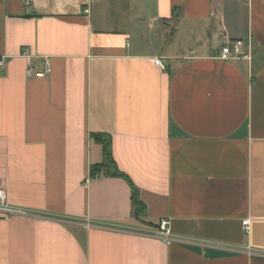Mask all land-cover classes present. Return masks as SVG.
Returning a JSON list of instances; mask_svg holds the SVG:
<instances>
[{"label":"crops","instance_id":"1","mask_svg":"<svg viewBox=\"0 0 264 264\" xmlns=\"http://www.w3.org/2000/svg\"><path fill=\"white\" fill-rule=\"evenodd\" d=\"M0 58V264H264V0H0Z\"/></svg>","mask_w":264,"mask_h":264},{"label":"built area","instance_id":"2","mask_svg":"<svg viewBox=\"0 0 264 264\" xmlns=\"http://www.w3.org/2000/svg\"><path fill=\"white\" fill-rule=\"evenodd\" d=\"M30 1V0H29ZM219 59L221 60H239L246 59L251 60L252 51L251 47L245 42L243 39H233L228 40L221 48L219 52ZM154 64L161 69H165L163 62L160 59H156ZM5 65L4 58H0V68H3ZM49 72V66L47 65L46 73ZM31 71H28L30 74ZM44 74L37 75L39 77H43ZM5 194L3 190H0V201L2 205H4ZM12 213H23L21 211H10ZM250 223L249 220L244 221V226H248ZM158 237L166 242H171L172 240V232L170 229V222L167 219L161 221L159 225V231L157 233Z\"/></svg>","mask_w":264,"mask_h":264},{"label":"trees","instance_id":"3","mask_svg":"<svg viewBox=\"0 0 264 264\" xmlns=\"http://www.w3.org/2000/svg\"><path fill=\"white\" fill-rule=\"evenodd\" d=\"M105 155H106L107 161L109 163H111V165H112V167L114 169V174L115 175H120V173L118 172V169L116 168V165L112 161L109 143H107L106 146H105ZM97 171H98V167H93V169H92V176L93 177L97 176L96 175L97 174ZM132 203H133V207H134V212L137 215H139V214H141V213L144 212L145 206L142 203V201L140 200L138 191L135 188H134L133 194H132Z\"/></svg>","mask_w":264,"mask_h":264},{"label":"rangeland","instance_id":"4","mask_svg":"<svg viewBox=\"0 0 264 264\" xmlns=\"http://www.w3.org/2000/svg\"><path fill=\"white\" fill-rule=\"evenodd\" d=\"M100 7H101V6L97 5V8H96V10H98Z\"/></svg>","mask_w":264,"mask_h":264}]
</instances>
